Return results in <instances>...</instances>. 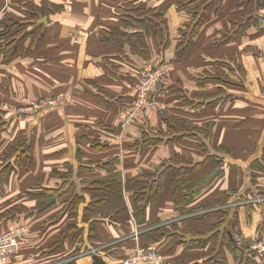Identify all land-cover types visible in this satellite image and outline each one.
Here are the masks:
<instances>
[{"label": "crops", "instance_id": "0c3cea01", "mask_svg": "<svg viewBox=\"0 0 264 264\" xmlns=\"http://www.w3.org/2000/svg\"><path fill=\"white\" fill-rule=\"evenodd\" d=\"M186 2L0 0V234L28 227L8 264H121L138 245L161 264H264L249 250L264 237V4ZM149 61L173 68L162 112L125 126ZM112 158L114 173L92 167ZM92 183L115 192L80 253L56 217Z\"/></svg>", "mask_w": 264, "mask_h": 264}, {"label": "trees", "instance_id": "16d2710c", "mask_svg": "<svg viewBox=\"0 0 264 264\" xmlns=\"http://www.w3.org/2000/svg\"><path fill=\"white\" fill-rule=\"evenodd\" d=\"M194 1L196 0H187L186 3L192 4ZM223 1L225 0H202V4L204 6L203 9L210 10L212 7H215L218 5L216 3H219V8H220L221 2ZM260 2L264 4L263 0H248V3L252 4V6L247 11L246 16L248 17L250 15L253 16L255 12V4L260 3ZM218 9L213 8V11L215 12ZM210 13H213V12L211 11ZM197 18H200V19L196 23L195 27L193 29H191L192 26L187 28V31H190V32L188 33L189 36H186L187 38L184 40V43H183L185 50L188 49V47H190L191 45V40H192L191 37L195 35L196 27L199 26V24H201L203 20H205L202 14L201 16L198 15ZM19 53L20 51L11 50L9 54L11 55V58L14 59V58H17ZM160 63H164V62H160ZM141 72H142V68L140 69V77L134 83L133 89H135L136 83H138L141 78ZM166 81H167V78H165L163 83L153 92L152 98L154 100L160 101V95L164 91L165 86L163 85H165ZM134 92L135 90H133V93ZM132 104L133 102L127 105V109H125L122 112V115L126 111H129L132 108ZM148 113L149 112H147L146 114L144 113L139 120L144 119L145 117H148ZM116 166H117V159L115 158L114 159L112 158L111 160L107 162H101V163L92 165V167L102 168L105 171L111 172V173L115 172ZM164 166H169V165H164ZM199 166H201V164L197 165L196 168L183 169V170L169 166V167H166L163 173H166L167 175H174L175 173H179V172L190 173V172H194ZM255 171L257 173H264V160H262L261 162L255 165ZM60 178L63 181L61 188H63L64 190L67 189L66 191H69L70 189L73 188V186H69L70 181L66 182V180H69V179H64L65 177H60ZM138 180L139 179H136L135 182L138 184L143 183V181L139 182ZM144 182H146V179L144 180ZM178 182H181V181H178ZM115 186H116L115 184L99 185V184L92 183V184L86 185L84 189L80 191V193L76 192L74 196L69 197L68 200L66 201V207L64 208V212H67V213L66 214L63 213L60 216L62 220L67 218V223L63 227L62 233L64 234L69 233L72 236L78 252L81 253L83 250L86 251V248L84 246V244L86 243L84 239L85 238L84 234H86V239H88V241L89 239L93 238V235L96 236V234L94 233L96 232L98 222L100 221V220L95 219L97 210L98 208H102L107 202L108 196L112 194L113 192H115V190L113 189ZM100 187L102 188L100 189ZM95 191L101 192L103 196H97L93 194V192ZM84 192L87 194L83 195L82 197V194ZM14 216H15L14 212L12 211L6 212L4 214V217H14Z\"/></svg>", "mask_w": 264, "mask_h": 264}, {"label": "built area", "instance_id": "2783aa9c", "mask_svg": "<svg viewBox=\"0 0 264 264\" xmlns=\"http://www.w3.org/2000/svg\"><path fill=\"white\" fill-rule=\"evenodd\" d=\"M257 18L264 26V15L257 14ZM74 41H79L74 34L71 35ZM172 71V65L169 63H160L156 61L146 62L142 68L141 78L135 85L134 100L132 108L122 115L125 126H130L142 115L150 111L162 112L161 105L158 100L152 98L153 92L163 83ZM56 100L49 101L47 104L52 105ZM44 103H34V110H39L44 107ZM142 120V119H141ZM140 121V120H139ZM257 203L264 202V198L256 199ZM28 227L19 225L16 228L0 234V264H8L10 257L18 251V247L22 239L26 237ZM239 242L242 238L235 236ZM238 242V244H239ZM249 250L259 258L264 259V237L253 240L249 245ZM97 252L94 251L93 254ZM162 256L155 248H146L138 245L135 251L124 258L121 264H161Z\"/></svg>", "mask_w": 264, "mask_h": 264}, {"label": "water", "instance_id": "95a60500", "mask_svg": "<svg viewBox=\"0 0 264 264\" xmlns=\"http://www.w3.org/2000/svg\"><path fill=\"white\" fill-rule=\"evenodd\" d=\"M54 203V201L52 202ZM91 264H108L104 258L100 257V255L94 254L91 257Z\"/></svg>", "mask_w": 264, "mask_h": 264}, {"label": "rangeland", "instance_id": "374dc122", "mask_svg": "<svg viewBox=\"0 0 264 264\" xmlns=\"http://www.w3.org/2000/svg\"><path fill=\"white\" fill-rule=\"evenodd\" d=\"M150 112H151V111H150ZM121 118H122V117H121ZM122 121H123V119H122ZM134 123H136V122H134ZM134 123H133V124H134ZM133 124H132V125H133ZM65 207H66V206H65ZM20 209H21V208H20ZM63 213L66 214L67 212L61 211L60 213H58V217H56V218H60L61 214H63ZM65 223H67V218H65ZM61 247H62V246H61ZM99 255L102 256V253H99ZM104 259H105V258H104ZM105 261H106V260H105Z\"/></svg>", "mask_w": 264, "mask_h": 264}]
</instances>
